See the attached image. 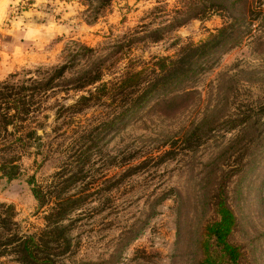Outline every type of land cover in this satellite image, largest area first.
I'll return each mask as SVG.
<instances>
[{"label":"rangeland","instance_id":"374dc122","mask_svg":"<svg viewBox=\"0 0 264 264\" xmlns=\"http://www.w3.org/2000/svg\"><path fill=\"white\" fill-rule=\"evenodd\" d=\"M183 1L111 0L97 10L94 0H0V84L64 66L58 86L31 104V146L0 153L17 155L20 169L0 177V241L38 234L59 191L81 201L61 220L69 246L55 264H198L201 227L222 198L235 216L229 240L241 245V264H264V20L257 12L238 26L244 36L236 45L208 55L195 76L110 128L100 120L120 109H109L108 99L57 109L82 93L66 90L79 72L101 66L102 79L113 80L126 65L174 57L180 44L203 41L227 15L245 13L239 4L231 14L193 17ZM184 91L167 106L155 102ZM14 246H0V264H23Z\"/></svg>","mask_w":264,"mask_h":264},{"label":"trees","instance_id":"16d2710c","mask_svg":"<svg viewBox=\"0 0 264 264\" xmlns=\"http://www.w3.org/2000/svg\"><path fill=\"white\" fill-rule=\"evenodd\" d=\"M94 1L97 2V10H101L111 0ZM183 3H186V11L191 12L190 16L193 17L206 18L214 12L231 14L239 4L243 5L245 13L241 16L227 15L228 20L209 32L203 41L198 43L187 41L180 44L174 57L152 56L146 64L126 65L113 80L102 79L107 69L101 66L94 70L79 72L76 76L69 78L70 88L66 90L82 91V93L77 95L71 104L58 105L57 109L78 111L93 105H103V101L108 99L112 102L109 109H120L111 117L100 120L102 125L110 128L114 126L120 115L131 114L141 105L158 98L159 95L195 76L205 68L202 59L208 55H215L236 45L244 36L238 26L243 25L245 16L252 10L264 20L262 0H184ZM183 21L177 20V24ZM158 39L159 37H152L153 41ZM63 67V65L57 68L49 67L38 78H27L19 83L0 84V153L31 146L36 139L34 136L37 129L35 125H31L35 118L30 115L33 111H37L31 108V104H35L34 99L37 96H42L58 86L60 79L63 78ZM185 95L188 93L184 91L171 97L156 99L155 102L167 106L175 98ZM118 98L125 103L118 105L116 103ZM42 117L46 116L42 115ZM36 126L40 127V125ZM8 136L12 139L7 141L5 138ZM6 156L8 157L5 155L0 157V177L11 179L20 174L16 163L17 155ZM28 183L38 204H44L45 196L32 177ZM53 197V205L43 216L44 227L38 234L21 236L11 234L0 241V246L15 244L12 252L23 264H55L54 257L68 250L67 228L60 223L65 215L81 201V197L61 196L59 191H55ZM213 206L214 217L201 227L198 264H241L243 256L241 245L229 240V235L235 226V216L222 198L218 199Z\"/></svg>","mask_w":264,"mask_h":264}]
</instances>
